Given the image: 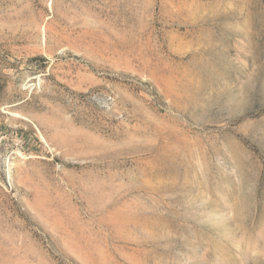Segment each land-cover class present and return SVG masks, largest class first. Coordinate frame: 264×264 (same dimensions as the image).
Masks as SVG:
<instances>
[{
	"label": "rangeland",
	"instance_id": "1",
	"mask_svg": "<svg viewBox=\"0 0 264 264\" xmlns=\"http://www.w3.org/2000/svg\"><path fill=\"white\" fill-rule=\"evenodd\" d=\"M0 264H264V0H0Z\"/></svg>",
	"mask_w": 264,
	"mask_h": 264
}]
</instances>
